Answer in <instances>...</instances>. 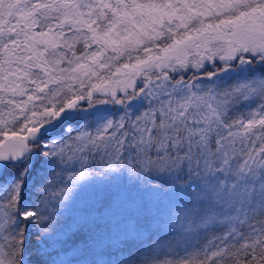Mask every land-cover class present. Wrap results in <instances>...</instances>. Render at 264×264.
Listing matches in <instances>:
<instances>
[{
    "label": "snow or ice",
    "instance_id": "obj_1",
    "mask_svg": "<svg viewBox=\"0 0 264 264\" xmlns=\"http://www.w3.org/2000/svg\"><path fill=\"white\" fill-rule=\"evenodd\" d=\"M0 264H264V0H0Z\"/></svg>",
    "mask_w": 264,
    "mask_h": 264
},
{
    "label": "trees",
    "instance_id": "obj_2",
    "mask_svg": "<svg viewBox=\"0 0 264 264\" xmlns=\"http://www.w3.org/2000/svg\"><path fill=\"white\" fill-rule=\"evenodd\" d=\"M184 78L188 79L193 75V71H188L183 73ZM111 109L108 112H116L117 108L115 109L112 106H110ZM103 113V112H101ZM119 192L121 193L122 197V204L124 206V210H127L129 208L135 209L137 205H147L148 209L150 211H140V212H134L133 215L135 217L139 218V231L142 233L141 239L146 240L149 231L150 230H155L156 228V223L153 222L151 223L148 227H145V217H156L158 214L163 216L167 213L169 206H170V200L168 198H160L157 199L155 197L149 196L147 193H144L142 190L137 189L132 186L131 181L125 180L120 186H119ZM173 200L175 197L172 198ZM130 226L133 229H136L137 224H136V219H132L130 222ZM163 235V233H161ZM133 236H135V232H133ZM145 248H147V244H145Z\"/></svg>",
    "mask_w": 264,
    "mask_h": 264
},
{
    "label": "rangeland",
    "instance_id": "obj_3",
    "mask_svg": "<svg viewBox=\"0 0 264 264\" xmlns=\"http://www.w3.org/2000/svg\"><path fill=\"white\" fill-rule=\"evenodd\" d=\"M152 54L153 55L155 54V49H153V53ZM193 54L195 55V52ZM135 55L136 54L134 52L133 53V57H135ZM140 55H141L142 58L144 57V53L143 52H141ZM133 62H135V61L133 60ZM120 63H128L127 58L125 57V58H122L118 62H113L111 64V66H110V71L108 69H99L98 70V75L100 77H102V79H97V77H93L90 83L97 84L101 88H105V89H109V90H111V89H119L121 87V85L116 83V81L124 79L123 73L125 71H127V72H131L132 71L131 69H122L120 73H117L116 72V68L119 67ZM217 64H219L218 60H217ZM208 70H211L210 65L208 66ZM113 74H115V75H113ZM177 78H179V74H177ZM90 83H86L85 84V88L90 87ZM130 90L131 89H129V91ZM118 95H119V92H118ZM93 98L94 99H106L108 97H106L105 95H103L100 92L94 91L93 92ZM81 103H83L85 106L87 105V101L86 100L82 101ZM110 106H112L114 108L113 105H103V104H101V105H96L93 109H91L89 111H91V112H108L111 109ZM117 107L118 106H115V109Z\"/></svg>",
    "mask_w": 264,
    "mask_h": 264
}]
</instances>
